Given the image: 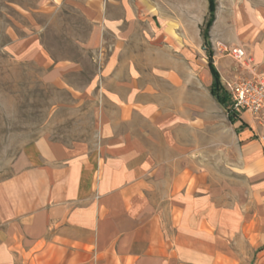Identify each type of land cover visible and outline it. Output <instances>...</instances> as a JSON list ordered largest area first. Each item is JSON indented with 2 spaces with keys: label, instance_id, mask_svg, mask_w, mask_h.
<instances>
[{
  "label": "crops",
  "instance_id": "0c3cea01",
  "mask_svg": "<svg viewBox=\"0 0 264 264\" xmlns=\"http://www.w3.org/2000/svg\"><path fill=\"white\" fill-rule=\"evenodd\" d=\"M221 3L212 44L230 36ZM97 17L113 35L98 135L26 147L0 182V264H264V128L212 94L210 64L236 77L204 47L209 0H106ZM248 46L264 76V43Z\"/></svg>",
  "mask_w": 264,
  "mask_h": 264
},
{
  "label": "rangeland",
  "instance_id": "374dc122",
  "mask_svg": "<svg viewBox=\"0 0 264 264\" xmlns=\"http://www.w3.org/2000/svg\"><path fill=\"white\" fill-rule=\"evenodd\" d=\"M221 8L220 23L230 27V36L215 39L214 55L228 60L235 73L230 79L254 76L248 41L264 43V0H222ZM105 10L106 0H0V182L16 174L36 140L97 137L102 72L113 45V35L97 27ZM114 11L110 4L108 12ZM232 26L249 32L241 45L245 65L226 50L237 46Z\"/></svg>",
  "mask_w": 264,
  "mask_h": 264
},
{
  "label": "built area",
  "instance_id": "2783aa9c",
  "mask_svg": "<svg viewBox=\"0 0 264 264\" xmlns=\"http://www.w3.org/2000/svg\"><path fill=\"white\" fill-rule=\"evenodd\" d=\"M226 50L234 61L242 65L246 64L248 57L242 47H232ZM223 85L232 111L248 114L258 124L264 126V76L236 78L233 81H224ZM259 140L264 143V134Z\"/></svg>",
  "mask_w": 264,
  "mask_h": 264
},
{
  "label": "trees",
  "instance_id": "16d2710c",
  "mask_svg": "<svg viewBox=\"0 0 264 264\" xmlns=\"http://www.w3.org/2000/svg\"><path fill=\"white\" fill-rule=\"evenodd\" d=\"M216 11H217V0H209L210 17L205 25V28L202 31V36L204 40V47L208 53V57L210 60H212V58L214 57L210 31L216 20ZM209 66L211 68L213 77L215 79V82L212 86V94L216 97V99L219 101L220 104L226 106L227 111L229 113V119L231 121H235L237 114L236 112H233L230 107L229 97L224 89V86L222 85L220 74L218 73V71L216 70L213 64H210Z\"/></svg>",
  "mask_w": 264,
  "mask_h": 264
}]
</instances>
